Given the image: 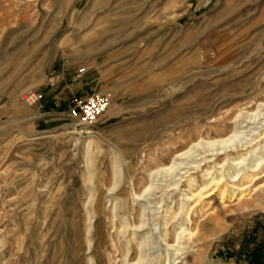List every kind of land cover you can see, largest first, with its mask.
<instances>
[{
	"label": "rangeland",
	"instance_id": "374dc122",
	"mask_svg": "<svg viewBox=\"0 0 264 264\" xmlns=\"http://www.w3.org/2000/svg\"><path fill=\"white\" fill-rule=\"evenodd\" d=\"M0 264H264V0H0Z\"/></svg>",
	"mask_w": 264,
	"mask_h": 264
},
{
	"label": "built area",
	"instance_id": "2783aa9c",
	"mask_svg": "<svg viewBox=\"0 0 264 264\" xmlns=\"http://www.w3.org/2000/svg\"><path fill=\"white\" fill-rule=\"evenodd\" d=\"M88 71L87 66L78 68V76ZM43 94L36 89H26L22 93V102L27 106H35L41 103ZM112 99L107 93L91 92L84 96H78L71 100L68 112L79 117L85 123L97 122L111 106Z\"/></svg>",
	"mask_w": 264,
	"mask_h": 264
},
{
	"label": "bare ground",
	"instance_id": "6f19581e",
	"mask_svg": "<svg viewBox=\"0 0 264 264\" xmlns=\"http://www.w3.org/2000/svg\"><path fill=\"white\" fill-rule=\"evenodd\" d=\"M111 105H112V103H111ZM26 107H29V106H27V105H25ZM111 108V106L109 107V109ZM108 109V110H109ZM90 135H93V133L92 132H88ZM222 144H228L229 142L228 141H223V142H221ZM252 167V166H251ZM233 178V177H232ZM216 180V179H215ZM244 180V179H243ZM217 182V181H216ZM221 182H222V180H221ZM252 183V182H251ZM191 186V185H190ZM201 186V185H200ZM222 192V191H221ZM223 194V193H222ZM225 194V193H224ZM221 195V194H220ZM137 197V196H136ZM187 197V196H186ZM167 246H169V247H172V248H174L175 247V245H168L167 244Z\"/></svg>",
	"mask_w": 264,
	"mask_h": 264
}]
</instances>
